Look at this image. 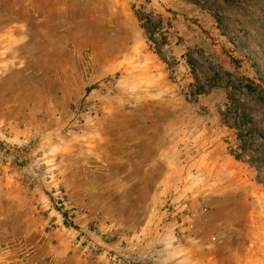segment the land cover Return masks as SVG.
Masks as SVG:
<instances>
[{
  "label": "rangeland",
  "instance_id": "obj_1",
  "mask_svg": "<svg viewBox=\"0 0 264 264\" xmlns=\"http://www.w3.org/2000/svg\"><path fill=\"white\" fill-rule=\"evenodd\" d=\"M0 144V264L255 246L264 0H0Z\"/></svg>",
  "mask_w": 264,
  "mask_h": 264
},
{
  "label": "crops",
  "instance_id": "obj_2",
  "mask_svg": "<svg viewBox=\"0 0 264 264\" xmlns=\"http://www.w3.org/2000/svg\"><path fill=\"white\" fill-rule=\"evenodd\" d=\"M264 234L260 236V241L255 243L251 248L245 247L243 252L236 253L237 250H232V247L224 246L222 250H218L211 259L210 264H264ZM217 251H222L221 255ZM239 251V250H238Z\"/></svg>",
  "mask_w": 264,
  "mask_h": 264
},
{
  "label": "trees",
  "instance_id": "obj_3",
  "mask_svg": "<svg viewBox=\"0 0 264 264\" xmlns=\"http://www.w3.org/2000/svg\"><path fill=\"white\" fill-rule=\"evenodd\" d=\"M0 146H2L1 144H0ZM3 148V147H2ZM67 225V224H66ZM123 264H140L139 262H136V261H134V260H125L124 262H123Z\"/></svg>",
  "mask_w": 264,
  "mask_h": 264
}]
</instances>
